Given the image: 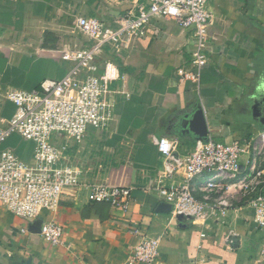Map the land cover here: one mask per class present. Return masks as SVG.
I'll return each mask as SVG.
<instances>
[{"label":"crops","instance_id":"1","mask_svg":"<svg viewBox=\"0 0 264 264\" xmlns=\"http://www.w3.org/2000/svg\"><path fill=\"white\" fill-rule=\"evenodd\" d=\"M144 0H0V118L14 109L1 95L29 91L46 79L62 78L69 63L60 52L88 46L76 29L77 18H95L116 28ZM212 14L208 64L197 84L184 81L194 40L170 20L155 19L126 42L119 54L97 58L111 63L117 77L110 85L114 121L90 130L72 152L88 181L130 187L126 214L93 203L84 190L62 196L56 213L42 211L29 223L0 208V264H129L140 235L159 239L156 264H264V229L252 211L233 203L225 217L173 220L153 191L161 168L156 141H178L189 150L192 134L182 133L185 114L203 111L208 138L230 144L256 140L264 133V0H208ZM109 52V53H108ZM23 161L33 145L17 136L0 147ZM181 175L174 178L178 183ZM166 205V204H165ZM55 219L63 226L64 245L45 244L30 231L36 222Z\"/></svg>","mask_w":264,"mask_h":264},{"label":"built area","instance_id":"2","mask_svg":"<svg viewBox=\"0 0 264 264\" xmlns=\"http://www.w3.org/2000/svg\"><path fill=\"white\" fill-rule=\"evenodd\" d=\"M155 19L173 21L191 34L195 45L191 68L179 70L178 75L198 83L209 61L212 14L208 0H144L137 11L120 18L116 28L95 18H77L76 29L88 46L60 52L61 61L70 64L66 74L43 80L29 91L1 95L14 111L0 118V147L16 135L31 143L33 152L25 162L12 149L0 151V208L33 223L42 211L56 213L67 192L81 189L90 202L128 212L132 189L88 181L87 171L72 161L71 154L90 130L102 131L114 121L109 85L117 77L116 69L107 61L99 65L96 59L106 48L119 54L128 40L138 37ZM178 144L166 137L156 141L161 168L156 183L147 188L169 207L173 220L225 217L237 202L248 207L253 222L264 229V133L252 142L196 140L184 153L178 152ZM180 175L181 180L173 183ZM38 234L49 246L64 245L63 226L55 219L41 222ZM158 247V238L140 235L129 264H156ZM260 256L264 258V243Z\"/></svg>","mask_w":264,"mask_h":264},{"label":"water","instance_id":"3","mask_svg":"<svg viewBox=\"0 0 264 264\" xmlns=\"http://www.w3.org/2000/svg\"><path fill=\"white\" fill-rule=\"evenodd\" d=\"M182 133L189 135L192 134V139L195 140H206L208 137L207 126L205 117L200 106H196L191 114H185L181 123ZM169 211V207L165 204H160L158 207L159 212ZM40 221L36 222L35 225L30 226V231L33 233H39Z\"/></svg>","mask_w":264,"mask_h":264},{"label":"rangeland","instance_id":"4","mask_svg":"<svg viewBox=\"0 0 264 264\" xmlns=\"http://www.w3.org/2000/svg\"><path fill=\"white\" fill-rule=\"evenodd\" d=\"M13 136H16V135H13ZM12 137V136H11ZM20 139V138H19ZM4 144V143H3ZM263 152H264V149H263Z\"/></svg>","mask_w":264,"mask_h":264}]
</instances>
